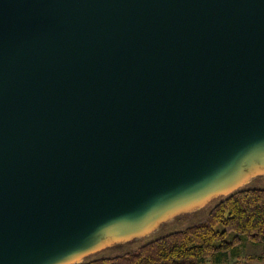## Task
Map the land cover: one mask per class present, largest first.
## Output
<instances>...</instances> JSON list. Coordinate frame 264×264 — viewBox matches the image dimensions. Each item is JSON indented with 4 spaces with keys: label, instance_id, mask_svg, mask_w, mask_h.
<instances>
[{
    "label": "water",
    "instance_id": "obj_1",
    "mask_svg": "<svg viewBox=\"0 0 264 264\" xmlns=\"http://www.w3.org/2000/svg\"><path fill=\"white\" fill-rule=\"evenodd\" d=\"M257 157L264 0H0V264H46Z\"/></svg>",
    "mask_w": 264,
    "mask_h": 264
},
{
    "label": "trees",
    "instance_id": "obj_2",
    "mask_svg": "<svg viewBox=\"0 0 264 264\" xmlns=\"http://www.w3.org/2000/svg\"><path fill=\"white\" fill-rule=\"evenodd\" d=\"M246 242L260 245L264 261V188L234 191L219 201L204 220L169 232L123 254L80 264H254L239 260Z\"/></svg>",
    "mask_w": 264,
    "mask_h": 264
},
{
    "label": "rangeland",
    "instance_id": "obj_3",
    "mask_svg": "<svg viewBox=\"0 0 264 264\" xmlns=\"http://www.w3.org/2000/svg\"><path fill=\"white\" fill-rule=\"evenodd\" d=\"M248 161L249 163L242 164L241 168L238 167L233 176L223 182L220 189H212L200 199L192 195L187 199L171 201L166 206L154 209L152 216L147 217L146 214L143 217L131 219L120 229L121 231L113 232V234H95L94 236L97 237L95 240L90 238L79 249L59 254L46 264H80L99 257L134 251L147 241L204 220L212 207L230 193L244 188H264V157ZM261 251L260 245L246 242L239 260L264 264V261L257 260ZM236 260L230 258L224 264H233Z\"/></svg>",
    "mask_w": 264,
    "mask_h": 264
}]
</instances>
